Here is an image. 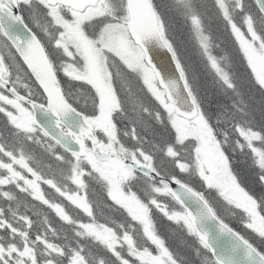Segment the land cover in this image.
Instances as JSON below:
<instances>
[{"label": "snow or ice", "instance_id": "snow-or-ice-1", "mask_svg": "<svg viewBox=\"0 0 264 264\" xmlns=\"http://www.w3.org/2000/svg\"><path fill=\"white\" fill-rule=\"evenodd\" d=\"M0 264H264V0H0Z\"/></svg>", "mask_w": 264, "mask_h": 264}, {"label": "trees", "instance_id": "trees-1", "mask_svg": "<svg viewBox=\"0 0 264 264\" xmlns=\"http://www.w3.org/2000/svg\"><path fill=\"white\" fill-rule=\"evenodd\" d=\"M194 53V50H193ZM238 170H241L243 174V165L238 164L237 165ZM245 186L251 188L252 190L259 193L261 191L258 184L255 183V178L252 175H245ZM215 199V197H213ZM155 219L157 220L158 226L161 228V230L169 235L170 243L175 244L177 246H183V240L179 236H172V232L174 230L173 226L169 224V222L166 221L165 218H163L160 214H155ZM227 222L231 224L234 228L241 231L244 234H248L247 230L242 227L241 223L238 222L235 219H228Z\"/></svg>", "mask_w": 264, "mask_h": 264}]
</instances>
